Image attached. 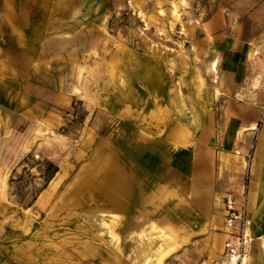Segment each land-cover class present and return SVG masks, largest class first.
<instances>
[{"label":"rangeland","instance_id":"rangeland-1","mask_svg":"<svg viewBox=\"0 0 264 264\" xmlns=\"http://www.w3.org/2000/svg\"><path fill=\"white\" fill-rule=\"evenodd\" d=\"M259 88L264 0H0V264L211 254L212 211L187 235L174 218L197 156L211 202L235 190L234 134Z\"/></svg>","mask_w":264,"mask_h":264},{"label":"crops","instance_id":"crops-1","mask_svg":"<svg viewBox=\"0 0 264 264\" xmlns=\"http://www.w3.org/2000/svg\"><path fill=\"white\" fill-rule=\"evenodd\" d=\"M246 90H250V88L248 87ZM257 91L262 93L264 88H259ZM262 102L263 99H260L253 104H249L250 107L255 108V115L246 114L243 117L244 122L248 124L242 128L246 132L245 134H234V141L232 143L233 152H231V188H235V190L238 189L245 169L243 155L248 152L251 154L248 164L246 206L250 221L249 231L252 239L248 247L245 264H264V105H262ZM181 129V126H175L173 130L166 134L170 142L185 138V136L182 137L183 134H180ZM235 149L239 150L240 154H236ZM205 154L208 155L207 152ZM209 168L208 159L205 158L204 160L200 156L196 157L190 180L187 182L190 198L184 202L180 200L181 206L184 205L191 209L192 217L186 219L174 218L173 215H176L175 211L172 216L181 224L180 227L184 229V234L187 235L192 232V227L189 224H194L195 221L198 222L201 218H207L212 211L214 214V224L216 223L217 225L215 234L217 235L219 247L215 251H212L211 254L205 256L211 259L216 258L222 250L224 223L221 196L226 186L224 187L225 184L223 182L220 183L221 187L219 186L215 193L214 201L211 202L212 190L210 183L213 171ZM157 186H159L158 192L160 193H173L165 184ZM161 187L164 188L162 192L160 191Z\"/></svg>","mask_w":264,"mask_h":264},{"label":"built area","instance_id":"built-area-1","mask_svg":"<svg viewBox=\"0 0 264 264\" xmlns=\"http://www.w3.org/2000/svg\"><path fill=\"white\" fill-rule=\"evenodd\" d=\"M235 153L240 154L237 149H235ZM250 158V152L243 155L245 169L238 189L225 190L221 196L224 223L221 252L216 258L205 257L196 264H245L252 239L246 206Z\"/></svg>","mask_w":264,"mask_h":264},{"label":"trees","instance_id":"trees-1","mask_svg":"<svg viewBox=\"0 0 264 264\" xmlns=\"http://www.w3.org/2000/svg\"><path fill=\"white\" fill-rule=\"evenodd\" d=\"M43 162L45 164V171H44L45 180L49 181L54 176V174L57 172L58 166L54 162L48 159H45Z\"/></svg>","mask_w":264,"mask_h":264},{"label":"bare ground","instance_id":"bare-ground-1","mask_svg":"<svg viewBox=\"0 0 264 264\" xmlns=\"http://www.w3.org/2000/svg\"><path fill=\"white\" fill-rule=\"evenodd\" d=\"M211 67H212V69H215V67H216L215 62H213V63L211 64ZM62 171L65 172V171H66V168H65V167L62 168ZM64 175H66V174H64ZM64 175H62L58 180L60 181V180L64 179V178H65ZM178 209H179V211H180V214H182L183 217H184L185 219H186V218H190V217H192V212H191V211H188L187 209L182 208V207H180V208H178Z\"/></svg>","mask_w":264,"mask_h":264}]
</instances>
